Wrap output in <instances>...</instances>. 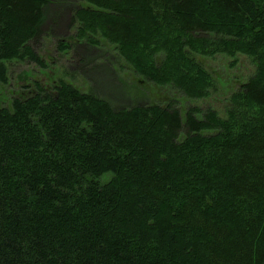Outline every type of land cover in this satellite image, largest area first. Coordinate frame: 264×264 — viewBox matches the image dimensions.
I'll list each match as a JSON object with an SVG mask.
<instances>
[{"label": "trees", "instance_id": "1", "mask_svg": "<svg viewBox=\"0 0 264 264\" xmlns=\"http://www.w3.org/2000/svg\"><path fill=\"white\" fill-rule=\"evenodd\" d=\"M54 2L0 0L1 84L12 62L43 64L31 42L58 36ZM64 18L78 45L102 59V36L190 99L213 87L198 56L256 72L226 119L117 108L64 81L0 107V264H264V0H74Z\"/></svg>", "mask_w": 264, "mask_h": 264}, {"label": "rangeland", "instance_id": "2", "mask_svg": "<svg viewBox=\"0 0 264 264\" xmlns=\"http://www.w3.org/2000/svg\"><path fill=\"white\" fill-rule=\"evenodd\" d=\"M74 0H55L46 23L52 30L31 42V47L42 60V65L15 61L9 64V82L0 83V107L12 108L15 100H26L39 93L42 88L54 95L60 81L71 84L82 92H94L113 103L115 107L143 105L172 106L182 115L194 109L203 118L209 111L226 119L231 108L232 97L242 85L253 77L256 65L253 59L243 55L234 57L216 55L198 56L197 60L211 74L213 87L201 99H190L173 86H159L136 73L132 65L119 56L118 46L102 36H90L98 49L106 53L101 57L96 51L81 45L86 39L77 37L73 26L59 32L56 26L65 25L64 16L70 11ZM64 18V19H63ZM76 46L74 52H62L59 44Z\"/></svg>", "mask_w": 264, "mask_h": 264}]
</instances>
